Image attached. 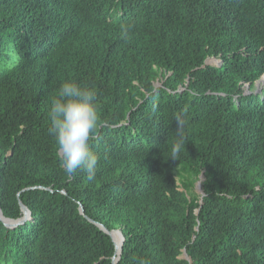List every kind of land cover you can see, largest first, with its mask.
Segmentation results:
<instances>
[{
  "label": "trees",
  "instance_id": "1",
  "mask_svg": "<svg viewBox=\"0 0 264 264\" xmlns=\"http://www.w3.org/2000/svg\"><path fill=\"white\" fill-rule=\"evenodd\" d=\"M263 78L264 0H0V212L30 215L0 264H264ZM69 80L96 91L91 180L49 134Z\"/></svg>",
  "mask_w": 264,
  "mask_h": 264
},
{
  "label": "clouds",
  "instance_id": "2",
  "mask_svg": "<svg viewBox=\"0 0 264 264\" xmlns=\"http://www.w3.org/2000/svg\"><path fill=\"white\" fill-rule=\"evenodd\" d=\"M131 25H121L122 36L127 37ZM187 112V109L184 110ZM49 134L57 144L61 167L71 177L82 170L88 179H94L99 157L91 149L90 141L100 118L96 91L92 86H81L73 80L62 83L58 98L50 109ZM178 129L171 142L170 158L178 160L186 147L184 121L176 120ZM141 264H146L142 261Z\"/></svg>",
  "mask_w": 264,
  "mask_h": 264
},
{
  "label": "rangeland",
  "instance_id": "3",
  "mask_svg": "<svg viewBox=\"0 0 264 264\" xmlns=\"http://www.w3.org/2000/svg\"><path fill=\"white\" fill-rule=\"evenodd\" d=\"M255 92L259 95L264 93V78L258 81L255 85ZM181 189L190 197L201 196V182L190 176H178L177 178Z\"/></svg>",
  "mask_w": 264,
  "mask_h": 264
},
{
  "label": "water",
  "instance_id": "4",
  "mask_svg": "<svg viewBox=\"0 0 264 264\" xmlns=\"http://www.w3.org/2000/svg\"><path fill=\"white\" fill-rule=\"evenodd\" d=\"M83 212V211H82ZM25 217L22 219V220H20V221H17V222H13V221H9V220H5V219H3V216H2V214H1V212H0V220L1 221H3L5 224H6V226H15V225H18V224H21V223H24L25 222V220L26 219H28L29 218V213H28V211L25 209ZM100 229H101V231H103L104 233H106V234H108L109 236H111L112 238H113V240L115 241V239H114V233L113 232H108L107 230H105L103 227H101L100 226ZM121 253V247H119V250H118V254H120ZM119 263V261L117 260L116 262H115V264H118Z\"/></svg>",
  "mask_w": 264,
  "mask_h": 264
}]
</instances>
